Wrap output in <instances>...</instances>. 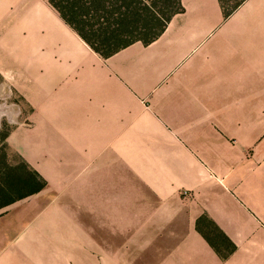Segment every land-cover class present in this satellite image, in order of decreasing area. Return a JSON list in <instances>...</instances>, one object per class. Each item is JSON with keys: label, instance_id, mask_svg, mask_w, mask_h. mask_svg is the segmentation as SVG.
I'll return each mask as SVG.
<instances>
[{"label": "crops", "instance_id": "1", "mask_svg": "<svg viewBox=\"0 0 264 264\" xmlns=\"http://www.w3.org/2000/svg\"><path fill=\"white\" fill-rule=\"evenodd\" d=\"M179 1L103 59L47 0H0V124L24 107L47 182L0 211V264H264V0Z\"/></svg>", "mask_w": 264, "mask_h": 264}, {"label": "trees", "instance_id": "2", "mask_svg": "<svg viewBox=\"0 0 264 264\" xmlns=\"http://www.w3.org/2000/svg\"><path fill=\"white\" fill-rule=\"evenodd\" d=\"M245 0H219L224 17ZM63 22L98 56L107 59L122 49L157 40L170 20L183 12L179 0H47ZM46 182L25 163L0 165V211L40 193ZM200 218L196 228L203 233ZM215 232L217 230L215 229Z\"/></svg>", "mask_w": 264, "mask_h": 264}, {"label": "rangeland", "instance_id": "3", "mask_svg": "<svg viewBox=\"0 0 264 264\" xmlns=\"http://www.w3.org/2000/svg\"><path fill=\"white\" fill-rule=\"evenodd\" d=\"M19 101H20L19 98L8 100L9 104H7V107H6L7 110L10 111V109L13 108V107H10L11 104H13V103L16 104ZM3 108L4 107H2L1 109H3ZM20 111H21V114L19 116V122L24 128L18 129V127H17L18 125L16 126L15 124H12L10 121L11 117H8V118L5 117L1 121V124H0V165L7 164L11 167H17V166H19V164H21L23 162L29 167V169H31L32 171H35L41 177V175L31 165H29L26 162V160L22 157V155L17 152V150L15 148L16 144L13 142L14 137H12V135H14V133H16V132L22 133V132H27L30 130V128H27L28 125L24 122V120L26 118V111L21 104H20ZM10 112L12 113V111H10ZM13 113H14V111H13ZM7 114L9 115V112H7ZM17 148L20 149L19 147H17ZM46 186H47V182H46ZM40 202H42L45 206L48 203H50L49 200H41V199H40ZM22 212H23V209H20L16 214H12V216H18V217L23 218L24 214Z\"/></svg>", "mask_w": 264, "mask_h": 264}]
</instances>
